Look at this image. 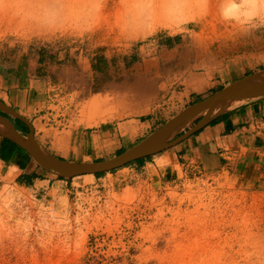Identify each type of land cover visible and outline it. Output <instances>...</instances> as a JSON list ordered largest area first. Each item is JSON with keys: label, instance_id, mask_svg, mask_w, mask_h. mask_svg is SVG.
I'll list each match as a JSON object with an SVG mask.
<instances>
[{"label": "rangeland", "instance_id": "obj_1", "mask_svg": "<svg viewBox=\"0 0 264 264\" xmlns=\"http://www.w3.org/2000/svg\"><path fill=\"white\" fill-rule=\"evenodd\" d=\"M71 2L78 8L81 0ZM24 8L20 0L0 13V87L11 96L0 101L33 134L31 111L39 108L41 131L54 135L70 125L97 131V122L140 119L151 122L148 137L210 94L203 80L264 71V30L242 35L220 20L216 0L206 15L194 11L185 30L161 25L147 37L121 33L122 0H104L94 30L84 33L41 31ZM4 15L33 28L3 23ZM142 166L99 178L42 172L50 182L26 188L0 163V264H264V183L198 163L159 182Z\"/></svg>", "mask_w": 264, "mask_h": 264}, {"label": "crops", "instance_id": "obj_2", "mask_svg": "<svg viewBox=\"0 0 264 264\" xmlns=\"http://www.w3.org/2000/svg\"><path fill=\"white\" fill-rule=\"evenodd\" d=\"M30 61H27L29 67L27 69L31 71L33 61ZM24 73L27 75L23 78L27 79L32 71ZM228 76L229 74L225 73V79L220 77L219 80L216 78L203 80V90L212 89L206 97L243 78L237 76L230 80ZM218 84L220 87H217ZM0 89H2L1 100L11 97L7 88L0 87ZM39 111V108L38 111H31L36 117L32 122L36 141L45 152L67 162L114 157L132 147L128 145L137 143L135 141L139 137L145 138L147 136L145 133L151 126V122H141L140 119L138 122L128 120L110 125L97 122L96 125L100 127L97 131L89 130V125H70L68 129H63L54 135L51 131H41L39 124L41 116L37 114ZM124 113L126 116L131 115L127 110ZM199 121L200 118L193 120L178 133L177 137L187 133ZM6 141L11 143L0 136V163L8 164L14 169L19 185L37 188L50 182L41 177L42 172H49L29 160L19 150L14 149L8 161L2 160L1 154L7 144ZM122 147L127 148L121 150ZM112 151L115 154L110 156ZM192 163H198L203 169L212 166L246 183H264V97L240 103L211 117L203 127L177 145L129 166L143 164L142 169L161 182V180L173 181L178 177L179 169L187 170Z\"/></svg>", "mask_w": 264, "mask_h": 264}, {"label": "clouds", "instance_id": "obj_3", "mask_svg": "<svg viewBox=\"0 0 264 264\" xmlns=\"http://www.w3.org/2000/svg\"><path fill=\"white\" fill-rule=\"evenodd\" d=\"M20 0H0V13L12 11ZM24 17L47 32H91L104 0H23ZM120 30L126 37L155 36L161 25L183 31L193 21L192 13L206 15L210 0H122ZM221 21L235 26L242 35L264 30V0H216ZM131 47V42L129 43Z\"/></svg>", "mask_w": 264, "mask_h": 264}, {"label": "water", "instance_id": "obj_4", "mask_svg": "<svg viewBox=\"0 0 264 264\" xmlns=\"http://www.w3.org/2000/svg\"><path fill=\"white\" fill-rule=\"evenodd\" d=\"M262 77H264V71L244 76L201 101L186 107L138 144L112 158L102 161L67 162L51 156L41 148L34 138L30 124L2 101H0V112L24 123L28 127L29 132L26 136H22L7 118L0 115V136L22 149L40 168L60 178L72 179L86 175L105 174L123 168L140 159L159 154L196 132L211 117L221 114L240 103L264 97V82L256 88L247 86L251 79H260ZM193 115L195 117L192 121L199 118L200 121L184 135L177 137V139H173L174 137L170 139L179 124Z\"/></svg>", "mask_w": 264, "mask_h": 264}, {"label": "bare ground", "instance_id": "obj_5", "mask_svg": "<svg viewBox=\"0 0 264 264\" xmlns=\"http://www.w3.org/2000/svg\"><path fill=\"white\" fill-rule=\"evenodd\" d=\"M6 14H7V12H5ZM9 17H11V18H8L6 15H4L3 17H2V21H3V23L4 22H7V23H9L8 25H10V26H18V27H22V28H30V29H32L33 28V25L32 24H30V23H28V21H26L24 18H18L17 16H15V15H9ZM2 23V24H3ZM15 27H14V29H15ZM16 29H18V28H16ZM19 30V29H18ZM264 82V77H262V78H260V79H251L249 82H248V87L249 88H256L257 86H259L261 83H263ZM237 103V102H236ZM236 103H234V104H236ZM233 104V105H234ZM195 117V115H193V116H191V117H189V118H187L186 120H184L183 122H181L180 124H179V126L175 129V131H174V133L170 136V139H172L177 133H179L182 129H184L185 127H186V125L188 124V123H190L191 121H192V119ZM14 120V119H13ZM88 176H93V175H88Z\"/></svg>", "mask_w": 264, "mask_h": 264}, {"label": "trees", "instance_id": "obj_6", "mask_svg": "<svg viewBox=\"0 0 264 264\" xmlns=\"http://www.w3.org/2000/svg\"><path fill=\"white\" fill-rule=\"evenodd\" d=\"M6 143H7V144H6L5 148H4V151H3V153L1 154V159H2V160H4V161H8V158L12 155V152H13L14 149L21 151V153H22L23 155H25V157H27V158L30 160V158L26 155V153H25L23 150L17 148L15 145H13V144H11V143H9V142H7V141H6ZM146 158H147V157H146ZM146 158L140 159V160H138V161H143V160L146 159ZM138 161H135V162H133V163H136V162H138ZM131 164H132V163L126 165L125 167H128V166L131 165ZM115 171H116V170H115ZM112 172H114V171H112ZM103 175H104V174H97V175H94V177L99 178V177H101V176H103ZM59 178H60V177H59ZM60 179H63V178H60Z\"/></svg>", "mask_w": 264, "mask_h": 264}]
</instances>
